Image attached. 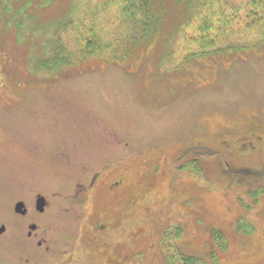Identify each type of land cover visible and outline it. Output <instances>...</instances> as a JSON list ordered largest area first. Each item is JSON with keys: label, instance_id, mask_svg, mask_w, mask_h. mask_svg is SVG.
Wrapping results in <instances>:
<instances>
[{"label": "rangeland", "instance_id": "obj_1", "mask_svg": "<svg viewBox=\"0 0 264 264\" xmlns=\"http://www.w3.org/2000/svg\"><path fill=\"white\" fill-rule=\"evenodd\" d=\"M154 5L156 32L143 0H0V264H88L111 236L124 256L136 226L122 264H167L179 221L197 264H264V0Z\"/></svg>", "mask_w": 264, "mask_h": 264}, {"label": "flooded vegetation", "instance_id": "obj_2", "mask_svg": "<svg viewBox=\"0 0 264 264\" xmlns=\"http://www.w3.org/2000/svg\"><path fill=\"white\" fill-rule=\"evenodd\" d=\"M115 172H118V171L116 170ZM98 178H99L98 175H93L89 181L88 186H85V184L82 183L83 181L74 182V184H76L75 185L76 190L73 193H69V194L64 193L65 196H62L63 193L59 192V191L54 193L55 195L58 196V199L55 202V204H57L58 208L60 209V205L62 204L61 200L63 199L62 197H64L65 199L70 200V205H71L72 209L77 210V207L74 204L78 203V205H80V206H81V204L79 202H75V200H78V198L81 197V195L84 196V194H86V195L88 193L94 194V192H92V191L95 189V184L97 183ZM70 183L73 184V182H70ZM119 184H120V181H114L112 183V185L110 186V188L118 186ZM60 196H62V197H60ZM48 202L49 201L47 200V206H46L45 210L48 208V206L50 204V202L49 203ZM128 203L129 202H127L126 205ZM80 206H79V208H80ZM125 206L122 205V202H120L119 215L117 213L115 214V216L116 215L118 216L117 217L118 220H116L113 223V225L110 226V230H111V228H114V227H116V229H118L119 226H121V230L123 229L124 223H122V222L124 220H122L121 213L125 216L128 213L127 209L123 210L124 208H126ZM35 209L38 211L39 214L44 212V211L41 212L37 209L36 201H35ZM60 210H62V209H60ZM67 210H69V208H67ZM137 211H138L137 207L132 203L131 216L135 217L137 215ZM28 212H29V210H28ZM18 214L22 215V216H26L28 213L25 215L20 214V213H18ZM263 215H264V210H263ZM33 226H35V227H33ZM104 226L106 227V225H104ZM167 226H168L167 229H169V228H171V229L165 231L164 238L166 240L163 241V243L161 242V247L163 248V250L165 249V253L163 252L164 253V256H163L164 261L167 264H176V263L177 264H180V263L184 264L186 262L185 259L188 255L185 252V249L183 250V249H180L178 247V246H180L179 240L182 239V236L185 233V229L182 226V222L179 221L177 223V225L176 224L175 225L174 224H168ZM29 227L30 228L28 230L27 237L31 240H33L37 237L39 238V236H40L39 226L35 222H32V223H30ZM98 227H99V225L96 228H98ZM105 229L107 230L108 228H105ZM124 230H123V232H124ZM115 235L117 236L116 232H115L114 236ZM138 238H139V234H138V229L136 226L135 233L133 234V237L131 236L129 240L124 241L127 244H129L130 248H131L129 251H127L128 253L125 254L124 256H122V253H123L122 252V246L119 245L118 243H117L118 245H116L117 241L122 242V240L116 241V240L112 239V236H111L109 241H99L98 243H97V241H94L96 243L87 242L88 244H90V245H87L88 253L91 254L89 256L88 255L86 256V259L88 260V264H107V263L108 264H122L123 259L128 260V257H129V260H131V261L137 260V258L139 257V246H140ZM107 242L109 244H112V245L109 246L108 249H105V244ZM43 244H44V240H42V238L40 237V239L37 241V245L42 246ZM96 244H98V245L96 246ZM154 244H155V242H154ZM47 248H49V247H47ZM67 252H68L67 250L63 249L62 254H59L57 256V258L63 259L65 257V255H67ZM189 256H191V255H189ZM193 257L195 258V260H200L198 257H195V256H193Z\"/></svg>", "mask_w": 264, "mask_h": 264}, {"label": "trees", "instance_id": "obj_3", "mask_svg": "<svg viewBox=\"0 0 264 264\" xmlns=\"http://www.w3.org/2000/svg\"><path fill=\"white\" fill-rule=\"evenodd\" d=\"M176 1L179 2V3H182V5H183V16H184V19H187L188 11L190 9V6L193 4L194 0H176ZM143 4L145 5V7H146V9L148 11L149 20L152 21V25L155 26V31L154 32H156L157 28H159V22H160L159 19H160V17L156 14L154 0H143ZM152 25H151V28H153ZM56 60H59V59L55 58L52 62L50 60H46V61H44L43 64L45 65V64L54 63V65L57 66ZM214 233L219 236V233L217 231H215ZM220 238L224 239L222 234H220ZM185 261L186 262L184 264L202 263L201 260H195V258L193 256H189V255L186 257Z\"/></svg>", "mask_w": 264, "mask_h": 264}, {"label": "water", "instance_id": "obj_4", "mask_svg": "<svg viewBox=\"0 0 264 264\" xmlns=\"http://www.w3.org/2000/svg\"><path fill=\"white\" fill-rule=\"evenodd\" d=\"M46 206H47V198L44 195H41V194L38 195L37 200H36L37 209L43 212L45 211ZM15 212L23 214V215L27 214L28 208L26 206V203L22 200L18 201L15 205ZM5 228H6L5 225H2V227L0 228V231L3 232Z\"/></svg>", "mask_w": 264, "mask_h": 264}]
</instances>
